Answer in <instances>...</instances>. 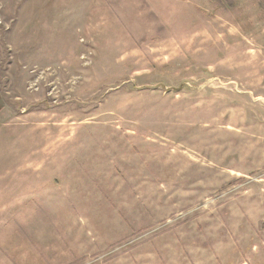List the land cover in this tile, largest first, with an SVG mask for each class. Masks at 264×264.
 Segmentation results:
<instances>
[{"label":"rangeland","instance_id":"obj_1","mask_svg":"<svg viewBox=\"0 0 264 264\" xmlns=\"http://www.w3.org/2000/svg\"><path fill=\"white\" fill-rule=\"evenodd\" d=\"M0 264H264V0H0Z\"/></svg>","mask_w":264,"mask_h":264}]
</instances>
